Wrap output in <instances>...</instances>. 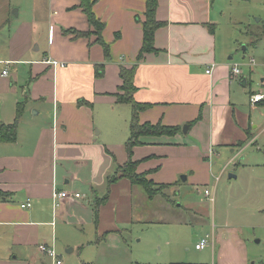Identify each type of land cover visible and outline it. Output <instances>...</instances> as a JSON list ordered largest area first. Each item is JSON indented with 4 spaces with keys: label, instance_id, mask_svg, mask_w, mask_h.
Instances as JSON below:
<instances>
[{
    "label": "crops",
    "instance_id": "obj_1",
    "mask_svg": "<svg viewBox=\"0 0 264 264\" xmlns=\"http://www.w3.org/2000/svg\"><path fill=\"white\" fill-rule=\"evenodd\" d=\"M37 1H33L29 18L21 27L28 28L34 35L46 30L49 55L45 53L42 60L25 61L30 62L29 79L43 72L51 78L50 97L44 98V102L49 104L46 113H51L52 121L43 125L33 119L43 113L40 108L32 113L33 104L27 108L30 99L41 98L38 87L32 91L35 97H14L13 113L7 111L0 120V125L12 123L17 103L25 101L15 140L0 142V190L3 193L0 233L13 231L12 239H17L22 246L20 253H30L45 228L54 226V217L63 219L64 223L70 217L83 224L90 221L97 240L116 233L119 223L131 219L132 213L125 218L127 210L122 204L129 210L133 188L139 186L132 185L127 178L110 184L107 199L98 206L96 218L92 209L93 203L108 189L106 182L100 194L96 186L103 185L114 172L116 163L123 164L127 160L116 149L120 145L117 140L124 133L118 120L131 115L128 103L116 101L122 83L121 67L134 66L136 90L133 97L149 104L139 111V121L181 128L173 136L149 137L146 143L133 147L132 158L139 161L138 172H147L150 177L154 161L166 157L164 159L176 163L175 174L185 172L186 179L189 175L195 176L192 184L196 183V177L205 181L209 170L223 172L224 161H230L239 152L236 150V154L226 157L224 151L233 147L230 149L233 152L235 146L254 139L249 118L232 102L233 97L242 94L235 80L238 78L242 87L247 85V80L240 75L231 76L233 64L217 49L212 0H157L155 17L162 24L154 32L156 50L144 52L142 56L139 52L143 44L146 0H95L92 11L102 22L101 35L109 45L106 59L87 15L79 6L80 0H47V4L44 1L42 15L35 7ZM75 31L91 33L75 36ZM28 42L32 45L30 35L26 36L25 50ZM32 49L39 50V45ZM47 60L64 65L54 66ZM97 64H103L99 76L95 75ZM208 68H211L210 73H206ZM31 85L33 89L36 81ZM258 92L261 91H251L248 97ZM95 106H98L100 122L95 116ZM185 124L188 129L184 133ZM212 160L214 165L210 164ZM79 187L88 189L95 195L94 199L86 195L87 202L64 200L54 208L53 190L79 192ZM28 199L30 206L22 208L21 203ZM180 207L186 208L184 204H177L176 208ZM213 225L218 226V231L212 237L211 246L212 249L215 244L218 247L212 264H256L250 263L245 240L239 230L232 228V223ZM0 248H5V253L13 251L11 245ZM26 256L32 259L31 255ZM0 264L28 262L24 258L18 260L16 254L5 256Z\"/></svg>",
    "mask_w": 264,
    "mask_h": 264
},
{
    "label": "rangeland",
    "instance_id": "obj_2",
    "mask_svg": "<svg viewBox=\"0 0 264 264\" xmlns=\"http://www.w3.org/2000/svg\"><path fill=\"white\" fill-rule=\"evenodd\" d=\"M33 1L0 0V120L3 116L5 118L7 111L13 113L11 103L14 97H35L32 91L38 87L41 98L30 99L27 108L33 104L31 113L40 108L43 113L33 119L46 125L48 120L52 121L51 113H46L49 104L44 102L50 97L51 78L46 75L47 72H43L29 79L30 62L25 60H42L44 54L49 53L48 33L45 30V33L41 31L34 35L28 28L21 27L29 18ZM44 1L47 4V0H38L35 5L39 15L44 12ZM212 2L217 49L232 64L239 66L240 76L247 80L245 87L239 86L238 78L235 80L242 94L238 91L241 97H233L232 102L249 118L254 139L242 146H235L233 152H230L233 147L224 151L226 157L236 154V150L239 152L230 161H224L226 169L223 172L209 170L208 180L196 177L194 184L192 178L195 176L189 175L184 181L182 177L187 173L175 174L176 163L172 159L163 157L162 161H154L151 179L157 183L175 185L170 186L172 189L164 187L152 200L142 193L141 187H134L129 210L126 204H122L127 210L125 218L132 213L131 219L119 223V230L106 239H96L90 221L83 224L70 217L64 223L63 219L54 217V226L45 228L30 253H20L22 246L17 239H12L13 231L0 233V246L13 247L10 253L0 248V261L5 256L17 254L18 260L24 258L28 264H52V258L38 247V243L47 242L54 248L61 264H212L213 253H217L218 247L215 244L212 249L210 243L218 231V226L214 227L213 224L226 221L232 223V228L239 230V235L245 240L250 263L264 264V101L251 103L248 97L251 91H264V0ZM27 35L31 36L32 45L28 42L25 50L23 46ZM36 44L39 50L32 49ZM14 58L18 61L7 63ZM3 69L6 70L5 74H1ZM35 81L32 89L31 84ZM126 107L129 105L126 104ZM97 109L98 106H95V116L100 122ZM120 118L118 123L124 127V133L117 140L120 145L116 149L126 158L125 141L129 136L130 117ZM6 119L13 120L11 117ZM202 160L207 162L206 159ZM210 164H213V160ZM230 174L235 177H230ZM106 182L104 180L103 185L96 186L100 194L106 188ZM205 189L213 195V201L204 194ZM78 190L82 195L80 200L87 202L88 195L90 199L95 197L84 187ZM179 203L186 208H176ZM206 234L209 235L208 245L196 249L195 243ZM26 255H31L32 259H27Z\"/></svg>",
    "mask_w": 264,
    "mask_h": 264
},
{
    "label": "trees",
    "instance_id": "obj_3",
    "mask_svg": "<svg viewBox=\"0 0 264 264\" xmlns=\"http://www.w3.org/2000/svg\"><path fill=\"white\" fill-rule=\"evenodd\" d=\"M95 0H80L79 6L87 15L89 24L93 27L96 34V42L100 43L103 48L105 59L109 57V45L105 43L102 38L101 30L103 28L102 22H100L92 11V5ZM157 7V0H146L145 3V20L143 22V44L139 52V56H142L144 52L155 51L154 47V32L155 29L162 23L155 17V11ZM212 30V29H211ZM90 31H75V36L90 35ZM103 64L95 65V75H100V70ZM134 66L131 68L121 67L120 77L122 83L119 86V92L116 93V101L128 103L131 107V115L129 120V136L125 141V149L127 151V160L123 164L116 163L114 172L108 175L106 178L108 189L107 192L99 197L93 206L95 218L97 216L98 206L102 204L108 196L109 186L111 183L116 182L120 178H127L132 185L141 187L145 195L152 199L161 192L164 187L171 186L170 183H157L153 179L148 177L147 172H138L137 166L139 161L132 158L133 147L139 144L146 143L149 137L159 136H173L181 128L177 125H164L160 122L151 123L149 121L140 122L138 119L139 111L146 109L149 104L138 102L133 97V92L136 87L133 83ZM25 106V101L17 103L16 117L12 123H1L0 125V142H13L16 138L17 122L21 116ZM113 156V155H112ZM0 190V196L2 195Z\"/></svg>",
    "mask_w": 264,
    "mask_h": 264
},
{
    "label": "built area",
    "instance_id": "obj_4",
    "mask_svg": "<svg viewBox=\"0 0 264 264\" xmlns=\"http://www.w3.org/2000/svg\"><path fill=\"white\" fill-rule=\"evenodd\" d=\"M10 61H7V63H9ZM47 62L51 63L54 66L60 65L63 66L64 63L62 62H58L56 60H47ZM211 68L206 69V73H210ZM6 70L3 69L1 71V74H5ZM241 74V69L239 68L238 65H234L231 68V76L236 77L238 75ZM250 102L251 103H256V102H260V101H264V92H258V93H252L250 95ZM204 194L210 198L211 200H213V195L210 194V191L205 189ZM82 195L79 192H70L67 190H53L52 193V198H53V204H54V208H57L62 201L64 200H76L81 198ZM30 200H26L25 202L21 203V207L22 208H26L30 206ZM52 224H54V222H52ZM209 243V235L206 234L205 236H202L201 238L198 239V241L195 243V248L196 249H203L204 247H206ZM213 244V239L212 242H210ZM39 249L48 254L52 260L53 263L52 264H61V260L58 257V255L56 254L55 250L53 247L46 245V244H39L38 245Z\"/></svg>",
    "mask_w": 264,
    "mask_h": 264
},
{
    "label": "water",
    "instance_id": "obj_5",
    "mask_svg": "<svg viewBox=\"0 0 264 264\" xmlns=\"http://www.w3.org/2000/svg\"><path fill=\"white\" fill-rule=\"evenodd\" d=\"M243 82H244V81H243ZM187 129H188V124H185V125L183 126V132H184V133L187 132ZM229 176L232 177V176H234V175H233V174H230ZM182 178H183L184 181L186 180V176H183Z\"/></svg>",
    "mask_w": 264,
    "mask_h": 264
}]
</instances>
